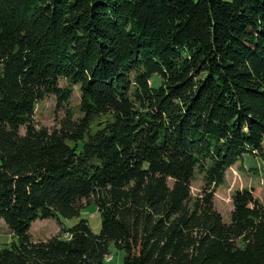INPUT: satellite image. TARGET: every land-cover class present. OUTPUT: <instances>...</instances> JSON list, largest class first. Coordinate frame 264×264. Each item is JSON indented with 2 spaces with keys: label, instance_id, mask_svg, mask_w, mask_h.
I'll return each instance as SVG.
<instances>
[{
  "label": "trees",
  "instance_id": "trees-1",
  "mask_svg": "<svg viewBox=\"0 0 264 264\" xmlns=\"http://www.w3.org/2000/svg\"><path fill=\"white\" fill-rule=\"evenodd\" d=\"M74 86L81 116L38 128ZM246 155L264 160V0H0V264H105L112 243L123 264H264V201L236 190L229 223L214 203ZM39 219L67 237L35 241Z\"/></svg>",
  "mask_w": 264,
  "mask_h": 264
},
{
  "label": "rangeland",
  "instance_id": "rangeland-1",
  "mask_svg": "<svg viewBox=\"0 0 264 264\" xmlns=\"http://www.w3.org/2000/svg\"><path fill=\"white\" fill-rule=\"evenodd\" d=\"M152 83L157 86L159 81L155 77ZM61 85L64 86L65 83L62 82ZM80 103V86L73 87V94L69 103L63 106L58 105V100L55 96H48L36 106L35 123L38 128L46 127L50 130L58 128L66 116L68 109L75 112L76 118L81 116ZM23 132L24 129L22 130ZM203 186V178L200 175H196L191 188L193 197H197L202 193ZM243 188L253 190L254 195L261 201H264V160L253 155H246L241 163L234 165L227 171L225 183L216 190L214 197L215 207L222 214L226 223L230 222L231 212L233 210V194L236 190ZM81 218L88 221L95 234L100 233L102 220L94 204L82 210ZM78 221L79 218L71 220L61 218L62 225L67 228L74 226ZM62 225L57 219H39L32 224L30 234L35 241L47 240L57 235L67 237V233L62 228ZM14 240L11 230L0 219V250L5 247H10ZM125 255L124 251L118 250L112 243L110 245V256L106 258L105 264H123Z\"/></svg>",
  "mask_w": 264,
  "mask_h": 264
}]
</instances>
